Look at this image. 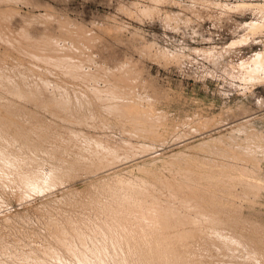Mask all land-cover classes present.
Here are the masks:
<instances>
[{
	"label": "rangeland",
	"instance_id": "1",
	"mask_svg": "<svg viewBox=\"0 0 264 264\" xmlns=\"http://www.w3.org/2000/svg\"><path fill=\"white\" fill-rule=\"evenodd\" d=\"M24 46L76 53L99 88L130 75L123 99L165 119L127 132L93 83ZM74 132L120 160L100 169L58 153ZM1 150L0 167L24 158L22 173L48 178L23 199L0 182V264H245L247 249L264 253V0H0ZM55 169L72 178L45 184Z\"/></svg>",
	"mask_w": 264,
	"mask_h": 264
},
{
	"label": "bare ground",
	"instance_id": "2",
	"mask_svg": "<svg viewBox=\"0 0 264 264\" xmlns=\"http://www.w3.org/2000/svg\"><path fill=\"white\" fill-rule=\"evenodd\" d=\"M6 34V33H5ZM24 35V34H23ZM45 37V36H44ZM5 38L8 40V42H12V38L11 37H9L7 34H6V36H5ZM81 41V40H80ZM54 43H55V41H54ZM61 44V43H60ZM54 46V44H52V47ZM82 46V45H81ZM85 48H86V46H85ZM71 49H78L79 51L82 49V48H80V45L79 44H73L72 45V47H71ZM83 49H84V47H83ZM23 50L26 52V53H28V54H30V55H32V56H34V58L36 57V58H38V59H41V60H45V61H49V62H51V63H53L56 67H63V68H65L67 71H68V73H71L72 75H76V76H80V77H82V78H85L86 80H87V82H89V83H93V88H92V92L95 94V96H97L98 98H102L103 96H106V97H108V98H106L105 99V101L104 100H102V102L104 101V102H106L107 104H106V106L104 107V110L105 111H107V112H109L110 114H114V115H116L119 119H122V120H127L128 122H129V126H128V128H127V132H129V133H133L134 132V134H136V135H141V134H143V133H146L147 131L144 129L146 126H147V124H149V125H152V126H156V122H161L162 120H164L165 119V117L162 115V114H160V113H158V112H156L155 110H149V111H146V112H143V111H141L137 106H135L134 104H128V102H126L124 99H123V97L125 96V94H127V93H134V91H135V88L130 84L131 83V78H130V75H128V74H126V73H124V74H121V75H118V74H112V78H113V80H109V79H107V80H104V85H105V87H103V88H101V86H100V88L96 85V84H98V80H97V77H96V75L95 74H92V73H89V74H85L84 73V61L83 60H80V61H78V60H74L75 58V55H76V53H72V54H57L56 56H50V55H47V54H45V53H38V52H36V51H34L33 49H31L30 47H27V46H24L23 47ZM70 50V49H69ZM76 50L74 51V52H76ZM72 52V51H71ZM79 53V52H78ZM31 56V57H32ZM94 63V62H93ZM94 65V67H95V64H93ZM54 67V66H53ZM55 67V68H56ZM61 70V69H60ZM43 71V70H42ZM85 72H86V69H85ZM90 72V71H89ZM120 73V72H119ZM79 77V78H80ZM75 79V78H74ZM84 80V79H83ZM111 82H113V85H112V83ZM135 82V81H134ZM45 84V83H44ZM99 85V84H98ZM49 86V85H48ZM90 86H92V85H90ZM54 87V86H53ZM50 89V88H49ZM17 91V90H16ZM90 91H91V89H90ZM66 94V93H65ZM93 94V95H94ZM25 95V94H24ZM77 99V98H76ZM77 101V100H76ZM99 101V100H98ZM78 102V101H77ZM100 102V101H99ZM98 102V103H99ZM62 103V102H61ZM69 104V103H68ZM102 104V103H101ZM105 104V103H104ZM63 105V104H62ZM61 107V106H60ZM63 108V107H62ZM90 108V107H89ZM64 112V111H63ZM106 113V112H105ZM109 116V115H108ZM112 116V115H111ZM102 117V116H101ZM110 117V116H109ZM92 120L94 121V120H96L95 119V117H92ZM88 123V122H87ZM98 123H99V121H98ZM102 123V122H101ZM211 122H208V124H210ZM93 124V123H92ZM88 125V124H87ZM95 125V124H94ZM32 126V125H31ZM90 126V125H89ZM151 126V127H152ZM80 127V126H79ZM94 127V126H93ZM96 127V126H95ZM99 127V126H98ZM101 128V127H100ZM69 131V130H68ZM71 132V131H70ZM91 134V133H90ZM149 134V133H148ZM149 135H152V136H157L158 135V133H153V134H149ZM157 137H159V136H157ZM63 139V138H62ZM80 140H83V141H85L86 142V144H87V147H85V148H82V147H80L79 145H78V143L77 142H79ZM82 142V141H81ZM128 143V142H127ZM55 144H58V149H57V152L58 153H60V154H64V153H68V155L67 156H69V153L70 154H73L74 152H77L78 153V159L80 160V161H85V165L87 164L88 165V163L89 162H91L92 160H93V164L94 165H96V167H98V168H100V167H102V168H105V167H109V166H113L114 165V163H116L118 160H120V158H121V151L119 150V147H115V146H112L110 143H106V142H100V141H95V139H93V138H91V137H88V136H86L85 134H82V133H76V132H74V133H70V135L67 137V138H65V139H63V140H58V141H56L55 142ZM54 144V145H55ZM129 144V143H128ZM131 144V143H130ZM81 145V144H80ZM127 145V144H126ZM57 146V145H56ZM55 146V147H56ZM86 146V145H85ZM130 146V145H129ZM144 146V145H143ZM50 147V146H49ZM133 148V147H132ZM141 148H143V147H141ZM56 149V148H55ZM53 150V149H52ZM141 150V149H140ZM132 151V150H131ZM0 152H3V154H5L6 155V153L5 152H7V154H11V152H8L7 150H1ZM22 152V151H21ZM17 154V153H16ZM22 155V154H21ZM34 156V155H33ZM45 156V155H44ZM66 156V155H65ZM72 156V155H71ZM75 156V155H74ZM52 157V156H51ZM7 158H8V156H7ZM63 158V157H62ZM69 158V157H68ZM72 158V157H71ZM8 160H9V167L7 166V167H0V182L2 183V185L4 186V187H7V188H10V189H12V192L14 193V192H17V191H20L21 192V194H20V196H19V198H22L23 199V197H25V193L27 192V188L26 187H30V186H34V185H36V186H38V187H41L39 184H41V182H42V180L43 179H45L44 177H42L38 172L37 173H32V174H29V172H27V173H22V170H23V168H24V166H25V164H24V158H23V160H21V159H19L18 157H10V158H8ZM28 160V159H27ZM31 160V159H30ZM44 160V159H43ZM227 160V159H226ZM57 161V160H56ZM64 162V161H63ZM67 162V161H66ZM78 162V161H77ZM83 162H81V163H83ZM86 162H88V163H86ZM32 163V162H31ZM56 163V162H55ZM69 163V162H68ZM80 163V164H81ZM37 164V163H36ZM57 164V163H56ZM92 164V163H91ZM92 164V165H93ZM43 165V164H42ZM60 165V164H59ZM64 165H65V163H64ZM67 165H69V164H67ZM90 165V164H89ZM93 165V166H94ZM10 166H11V168L12 167H14V169H16V174H17V176H13V177H15L14 179H12L11 178V175H9V176H6L5 174V172L6 171H8V169L10 168ZM63 166V165H62ZM72 166V165H71ZM77 166V165H76ZM93 166L91 167L92 168V170H93ZM58 167V166H57ZM56 167V168H57ZM73 167V166H72ZM71 167V168H72ZM80 167H81V165H80ZM86 167V166H85ZM60 168V167H59ZM70 168V169H71ZM74 168H75V166H74ZM77 168V167H76ZM89 168V167H88ZM87 168V169H88ZM90 168V169H91ZM97 168V169H98ZM6 169V170H5ZM19 171H18V170ZM33 169V168H32ZM62 169V168H61ZM87 169H84V170H86L87 171ZM96 169V168H95ZM101 169V168H100ZM5 170V172H4V174L3 173H1V172H3ZM63 170V169H62ZM72 170H73V168H72ZM75 170V169H74ZM100 171V170H99ZM107 171V170H106ZM9 172V171H8ZM8 172H7V174H8ZM61 171L60 170H58V169H55V170H52V175L50 176L51 177V179L49 180L48 179V181H46L45 182V184H48L49 185V183H50V181H52L53 182V185H58L59 183H61V184H65V182H66V179H67V177H69L70 178V176L72 175L71 174V172H70V174L69 175H63V174H59ZM94 172V171H93ZM96 172V171H95ZM89 173V172H88ZM67 174V173H66ZM92 175V174H91ZM99 175V174H98ZM76 176V175H75ZM48 178V177H47ZM47 178L45 179V180H47ZM71 178H72V176H71ZM77 178V177H76ZM81 178V177H80ZM49 187V186H48ZM59 187V186H58ZM4 189V188H3ZM66 189V188H65ZM8 191V190H7ZM12 194V193H11ZM76 194V193H75ZM14 195V194H13ZM129 195V194H128ZM112 196V195H111ZM115 196V195H114ZM121 197V196H120ZM128 197V196H127ZM114 198V197H113ZM125 198V197H124ZM118 199V198H117ZM132 199H133V197H132ZM127 200V199H126ZM130 200V199H129ZM63 201V200H62ZM115 201V200H114ZM113 201V202H114ZM133 201V200H132ZM135 201V200H134ZM98 202V201H97ZM95 203V202H94ZM121 203H123V202H121ZM129 203V202H128ZM127 203V204H128ZM107 204V203H106ZM126 204V205H127ZM94 205V204H93ZM103 205V204H102ZM108 205H109V203H108ZM114 205V204H113ZM124 205V204H123ZM125 205V206H126ZM136 205V204H135ZM91 206V205H90ZM112 206V205H111ZM115 206V205H114ZM113 206V207H114ZM152 206V205H151ZM118 207H120V206H118ZM136 207H138L139 208V206H136ZM107 208V207H106ZM121 208H122V206H121ZM124 208V207H123ZM122 208V209H123ZM115 209V208H114ZM125 209V208H124ZM158 209V208H157ZM163 209V208H162ZM195 209V208H194ZM128 210V209H127ZM127 210H126V212H127ZM170 210V209H169ZM66 211V210H65ZM104 211V210H103ZM107 211V210H106ZM116 211V210H115ZM161 212H163L162 210H160ZM166 211V210H165ZM168 211V210H167ZM171 212L173 211H175V210H170ZM195 211V210H194ZM142 212H143V210H142ZM145 212V211H144ZM151 212V211H150ZM160 212V213H161ZM64 213V212H63ZM109 213V212H108ZM123 213V212H122ZM166 213H169V211L168 212H166ZM176 213V212H175ZM118 214V213H117ZM140 214H141V212H140ZM127 215V214H126ZM148 215V214H147ZM161 215V214H160ZM165 215V214H164ZM167 215H169V216H172V214L170 215V214H167ZM168 216V217H169ZM174 216V215H173ZM172 216V217H173ZM117 217V216H116ZM136 217H138V216H136ZM167 216H166V218H168ZM175 217H178V216H175ZM143 218V217H142ZM187 218V217H186ZM192 218V217H191ZM141 219V218H140ZM168 219H170V218H168ZM167 219V220H168ZM173 219H175L174 217H173ZM178 219V221H180L179 220V218H177ZM136 220H138L137 218H136ZM171 220V219H170ZM159 221H160V219H159ZM184 221V220H183ZM182 221V222H183ZM186 222V221H185ZM163 223V222H162ZM167 223H169V222H167ZM179 223V222H178ZM164 224V223H163ZM162 224V225H163ZM166 224V223H165ZM160 225H161V223H160ZM168 225V224H167ZM164 226V225H163ZM170 226V225H169ZM175 226V225H174ZM187 226V225H186ZM106 227V226H105ZM136 227V226H135ZM156 227V226H155ZM165 227V226H164ZM167 227V226H166ZM165 227V228H166ZM171 227V226H170ZM142 228V227H141ZM157 228V227H156ZM161 228V227H160ZM170 229V228H169ZM186 229V228H185ZM203 229V228H202ZM136 230V229H135ZM148 230V229H147ZM152 230H154V229H152ZM151 230V231H152ZM156 230V229H155ZM154 230V231H155ZM160 230V229H159ZM159 230H158V232H159ZM164 230V229H163ZM166 230H167V228H166ZM179 230V229H178ZM143 231H144V229H143ZM151 231H150V233H151ZM168 231V230H167ZM167 231H165V232H167ZM132 232V231H131ZM142 232V231H141ZM149 232V231H148ZM172 232V230L170 231V233ZM175 232V231H174ZM180 232V231H179ZM121 233V232H120ZM155 233V232H154ZM137 234H139V233H137ZM161 234V233H160ZM164 234V233H163ZM220 234H222V233H220ZM165 235H167V234H165ZM140 236V235H139ZM143 235H141V237H142ZM147 236V235H146ZM161 236V235H160ZM168 236V235H167ZM181 236V235H180ZM219 236H221V237H224L225 239H226V241L227 242H231V243H233V244H235V245H242V243H243V241H242V238H239V237H235V236H229V235H219ZM177 237H178V235H177ZM146 238V237H145ZM144 238V239H145ZM151 238V237H150ZM149 238V239H150ZM158 238V237H157ZM164 238V237H163ZM185 238V237H184ZM167 239V238H166ZM146 240V239H145ZM153 240V239H152ZM151 240V241H152ZM156 240V239H155ZM158 240V239H157ZM160 240V239H159ZM172 240H174V237H173V239ZM121 241V240H120ZM129 241V240H128ZM140 241V240H139ZM177 241H178V239H177ZM136 242V241H135ZM159 242V241H158ZM158 242L156 243V244H158ZM166 242V241H165ZM173 242V241H172ZM171 242V243H172ZM179 242V241H178ZM121 243V242H120ZM125 243V242H124ZM160 243V242H159ZM119 244V243H118ZM133 244V243H132ZM153 244H154V242H153ZM167 244V243H166ZM165 244V245H166ZM170 244V243H169ZM121 245H122V243H121ZM137 245V244H136ZM159 245H161V244H159ZM158 245V246H159ZM164 244H163V248H164V246H165ZM172 245V244H171ZM141 246V245H140ZM139 246V247H140ZM155 246H157V245H155ZM154 246V247H155ZM173 246H174V244H173ZM136 247V246H135ZM147 247V246H146ZM151 247V246H150ZM153 247V246H152ZM159 247H161V246H159ZM170 246H168V248H169ZM162 248V247H161ZM161 248H157V250L159 249V251H160V254H161V252H162V257L163 256H165L166 258L168 257V256H166V255H168V254H166V252L168 251V248H167V245H166V247H165V249L167 250L166 252L163 250L162 251V249ZM175 248V247H174ZM145 249V248H144ZM147 249H149V248H147ZM154 249V248H153ZM156 249V248H155ZM154 249V250H155ZM161 249V250H160ZM172 249V248H171ZM170 249V250H171ZM248 250V255L246 256V263L245 264H264V253L260 250V251H256V250H254V249H252V248H249V249H247ZM140 251V253H141V250H139ZM146 251V250H145ZM158 251V252H159ZM173 251V250H172ZM175 252L177 251L176 249L174 250ZM143 253H144V251H142ZM147 252H148V250H147ZM152 252H153V250H152ZM157 252V251H156ZM163 252H165L164 253V255H163ZM169 252V251H168ZM139 253V254H140ZM143 253H141V254H143ZM149 253L150 252H148V255H149ZM171 252H169V257L168 258H170V255L172 254H170ZM174 253V252H173ZM180 254V258H181V256H184V255H182L181 254V252H179ZM239 253V252H238ZM138 254V255H139ZM152 254V257H153V254H155V252L154 253H151ZM174 254H177L178 255V253L176 252V253H174ZM173 254V256H175ZM145 255H146V252H145ZM179 255H178V257H179ZM129 256V255H128ZM142 256V255H141ZM143 256H144V254H143ZM142 256V257H143ZM155 256H158V254H155ZM160 256L161 255H159L158 256V258H160ZM142 257H141V259H142ZM151 257V256H150ZM164 257V258H165ZM186 257V256H185ZM128 258V257H127ZM136 258V257H135ZM138 258H140V256L138 257ZM146 258H147V261H150V260H148V257L147 256H145V260H146ZM155 258V257H154ZM167 258V262H171L172 261V259H170L171 261H168L169 259ZM175 258H176V256H175ZM184 258V257H183ZM183 258H182V260H183ZM187 258V257H186ZM130 259V258H129ZM144 259V258H143ZM151 259V261H152V259L153 258H150ZM178 259V258H177ZM156 261H157V257H156V259H155ZM159 260L160 259H158V262H159ZM164 259L162 258V261H163ZM189 260V259H188ZM188 260H183L184 261V263H183V261H181L180 260V263L179 264H181V262H182V264H188L187 262H189ZM132 261V260H131ZM174 261V260H173ZM135 262V261H134ZM144 262V261H143ZM152 262H154V260L152 261ZM157 262V263H158ZM179 262V261H178ZM139 263V262H138ZM149 263H151V262H148L147 264H149ZM156 263V264H157ZM160 263V262H159ZM166 263V262H165ZM164 262H162V264H165ZM174 263V262H173ZM191 263V262H190ZM189 263V264H190ZM194 263V262H193ZM192 263V264H193ZM151 264H154V263H151ZM167 264V263H166ZM170 264V263H169ZM174 264H176V259H175V263ZM194 264H196V262L194 263Z\"/></svg>",
	"mask_w": 264,
	"mask_h": 264
}]
</instances>
